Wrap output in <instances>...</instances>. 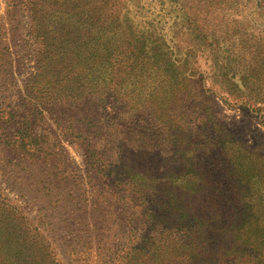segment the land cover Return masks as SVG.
Here are the masks:
<instances>
[{
    "label": "rangeland",
    "instance_id": "374dc122",
    "mask_svg": "<svg viewBox=\"0 0 264 264\" xmlns=\"http://www.w3.org/2000/svg\"><path fill=\"white\" fill-rule=\"evenodd\" d=\"M15 1L0 0V28L12 25V35L6 33L16 64L12 79L7 64L0 63V113L29 103L27 80L38 85L31 95L38 104L32 109L35 136L24 142L41 159L27 175L15 166L16 156H5L0 146V197L17 204L25 217L0 199V264H264L262 116L227 104L226 95L215 89L211 97L204 92L200 98L190 92L182 100L171 95L163 110L156 109L155 99L143 97L148 101L142 103L143 98L114 87L88 96L89 82H102L100 68L94 70L86 59L75 61V54L89 46L90 0H17L19 7L11 10ZM21 1L32 6L34 22ZM220 6H203L205 35L218 37L215 49L210 38L203 45L200 62L207 85L230 78L216 69L228 39L236 52L247 54L251 68L246 70H257L251 78L264 84V21L256 19L260 30L234 14L237 21L228 26ZM39 51L46 56L47 78L72 85L49 93L63 99L41 98L45 77L35 76ZM58 51H72L68 57L74 62L67 66L70 61L59 60ZM232 64L235 72H245L243 63ZM68 95L80 98L64 99ZM7 126L4 132L17 130ZM21 126L25 132L26 121ZM89 143L102 166L108 165L102 173L86 158ZM123 168L153 191L138 199L123 185H113L125 175ZM11 175L30 180L15 182ZM155 187L173 189L168 203H161ZM57 193L73 195L71 203L52 207L46 196ZM235 218L244 227L225 235L221 228ZM206 221L215 224L208 228Z\"/></svg>",
    "mask_w": 264,
    "mask_h": 264
},
{
    "label": "trees",
    "instance_id": "16d2710c",
    "mask_svg": "<svg viewBox=\"0 0 264 264\" xmlns=\"http://www.w3.org/2000/svg\"><path fill=\"white\" fill-rule=\"evenodd\" d=\"M18 3L16 0L15 3L11 4L10 9L19 7ZM217 3L221 5L220 9L223 10L221 17L226 20L228 26L237 21L234 17L235 14L241 16L239 19L254 21L258 29H263L256 22V19L259 16L264 21V0H90L89 46L87 51H77L75 54L77 57L75 61L79 62L86 59L89 65L92 64L94 70H96V66L100 68V71H97L98 75H102V82L96 79L91 80L87 88L88 96H99L105 93V88L114 87L112 91L119 88L122 90L121 93L136 95L140 99L143 97H150V100L155 99L157 102L156 109L163 110L171 95V98L178 97V100H182L185 94L190 95V92L196 93L198 96H194L199 98L202 96V92L208 93V97H211L216 96L215 89L226 95L223 100L227 104L243 110L254 111L264 119V84L251 78L256 75L257 70H246L251 68V66H246L247 54L236 52L234 43L229 42L230 39L227 40V43L222 44L224 51H220V66L217 65L216 67L223 72L225 77L230 76V78L211 82L210 86L207 85L208 75L201 69L200 62L205 54L203 45L205 40L210 38L209 46L215 49L218 37L215 38V34L205 35L201 22L202 16H207L203 6L209 9ZM20 5L31 13L34 22L32 6L24 1H21ZM211 17H214L213 14ZM33 27H36V23L32 25ZM69 27H74L78 32L84 30L79 25ZM6 32L12 35L14 32L12 25L7 29L4 25L0 28V63L2 65L7 64L6 70L13 79L16 73V64L11 51L10 39H8ZM49 53L52 52L49 51ZM72 54V51H68L69 56ZM55 55L58 56L59 60L70 61L65 51H58ZM45 58L44 53L40 52L37 60L38 73L35 75L41 74L45 77L39 89L41 98L48 102L59 100V98L63 99L58 96L57 98L53 95L50 96L49 93H53V91L57 93L58 89L71 90L73 87L72 85L69 87L63 85L62 79L50 80L47 78L44 73L46 69ZM72 62L74 61H70L67 66H70ZM232 63L244 64L245 72L243 74L238 72L241 75L240 79L237 78L238 73L235 72ZM101 84H103L102 87H100ZM43 85L45 86L43 87ZM34 87H38V85L27 80L26 90L28 91H25L29 95V103L14 105L11 111L4 110L0 113L6 114V118L4 115H0V127L3 131L0 134V146H2L3 151H7L5 156L11 154L16 156L18 163L15 166L21 167L24 173L27 172V175H31L29 170L33 169V166L38 167L40 165L37 162L41 159L39 154H33L31 148H28L24 142L25 138L35 136L33 134L35 116L32 109L38 104L34 103L35 98L31 96ZM83 91L81 90L82 94ZM64 97V99L75 101L80 98L73 95ZM143 99L142 103L148 101L146 98ZM23 121H26L27 125L25 132L21 130L24 126L20 127ZM6 124L17 126L15 133L4 132L8 128ZM25 133L26 135H24ZM119 156L120 159H123L120 153ZM86 158L97 173L104 172L103 169L108 167V165L102 166L97 151L91 143L87 146ZM122 170L125 175L122 176L123 178L113 179V185L121 187L123 185L133 196L137 195L138 199H140L138 194L153 191V189H148L149 185L146 183L142 184L140 178H136L130 172L129 174L126 168ZM22 176L23 178H16L12 175L9 177L15 182H28L30 180V178L26 179L25 175ZM172 190L171 187L169 189L162 187L160 190L156 188L154 192L164 204L165 202L168 203V196ZM46 197L52 207L55 208H60L63 202L71 203L73 199V195L62 196L59 193ZM175 197L174 195L173 202ZM0 199L2 204L13 214L18 215L20 219L25 218L17 204H7L2 197ZM177 208L179 209L178 205ZM235 219L237 222L231 223L232 226L228 224L221 228L225 235H230V232H233L235 228L244 227L245 223H240L242 221L240 218ZM245 219L256 221L255 218L249 216ZM214 222L206 221L208 228L213 227ZM214 227L217 229L218 225ZM233 263L236 264L234 261Z\"/></svg>",
    "mask_w": 264,
    "mask_h": 264
}]
</instances>
